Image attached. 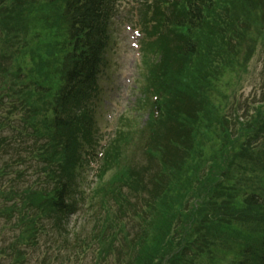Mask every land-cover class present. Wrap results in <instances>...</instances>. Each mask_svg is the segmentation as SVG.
Listing matches in <instances>:
<instances>
[{
    "label": "trees",
    "instance_id": "obj_1",
    "mask_svg": "<svg viewBox=\"0 0 264 264\" xmlns=\"http://www.w3.org/2000/svg\"><path fill=\"white\" fill-rule=\"evenodd\" d=\"M117 3L0 0V217L16 216L0 264L29 263L41 236L55 239L50 264L63 252L68 264H264V94L235 120L238 135L226 116L264 43V0L145 5L157 37L141 74L149 122L117 129L99 160L96 230L72 239L78 177L101 152L99 79ZM130 140L146 157L134 167Z\"/></svg>",
    "mask_w": 264,
    "mask_h": 264
},
{
    "label": "rangeland",
    "instance_id": "obj_2",
    "mask_svg": "<svg viewBox=\"0 0 264 264\" xmlns=\"http://www.w3.org/2000/svg\"><path fill=\"white\" fill-rule=\"evenodd\" d=\"M145 1V0H142ZM139 5V0H122L120 5V13L118 19L113 25L112 34V48L107 54L108 64L103 73L101 80L102 97L100 110L97 116L99 132L102 136V145L109 141L111 136L115 135L117 128L122 127L128 131L137 130L142 128L143 124L149 120V108L143 112H136L135 105L138 106L139 98L141 96V76L142 71V57L143 46L142 42L146 40V35H143L140 45L142 50L137 53L132 49V40L124 32L125 25L139 27V18L136 9ZM143 29V28H142ZM236 94L230 96L228 106L226 108V116L232 131H238L239 127L235 120L240 116L247 119L244 114L245 108H251L250 112L253 113L255 107L262 102L264 94V43L260 42L256 48L254 57L248 65V72L242 75L241 81L236 84ZM239 106V107H238ZM233 107H238L233 110ZM243 109H242V108ZM121 114H125V118H129V122L120 120ZM235 124V127H233ZM160 144L161 140L158 141ZM105 143V144H104ZM166 147V146H165ZM124 157H127L126 164L131 160V157L136 153V141L130 140V143L125 145ZM143 156L142 152L135 156L133 164ZM99 165L97 163H90L86 166L83 175L78 181V194L76 198L79 206L77 213L70 219L71 237L76 239V234H80V238L91 236L96 230L99 209L96 199H92L93 190L98 185L97 172ZM31 173V172H30ZM109 175H107L108 177ZM35 179L32 174L25 176L26 182H31ZM100 197V196H97ZM83 198V201L80 200ZM6 218L0 217V233L3 232V225ZM9 242L13 240V234L10 233ZM54 241L50 237L41 236L39 239L37 250H28L27 264H50L44 262V257L54 258ZM56 244V256L61 248V243ZM4 244L0 241V246ZM4 264H10L9 260H5ZM60 264H68L67 258L63 256L60 258Z\"/></svg>",
    "mask_w": 264,
    "mask_h": 264
}]
</instances>
